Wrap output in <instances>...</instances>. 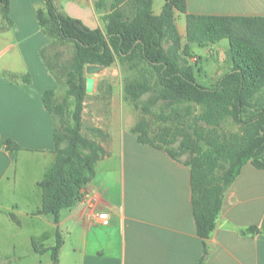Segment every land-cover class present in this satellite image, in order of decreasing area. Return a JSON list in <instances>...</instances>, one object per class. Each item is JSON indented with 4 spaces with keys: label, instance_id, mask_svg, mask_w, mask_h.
<instances>
[{
    "label": "crops",
    "instance_id": "obj_1",
    "mask_svg": "<svg viewBox=\"0 0 264 264\" xmlns=\"http://www.w3.org/2000/svg\"><path fill=\"white\" fill-rule=\"evenodd\" d=\"M162 1L154 0L156 14ZM54 3L86 26L103 29L95 0ZM43 5L44 0H10L13 24L0 30V264H51V253L37 252L34 243L44 249L56 242L57 219L44 211L41 186L56 162L54 119L41 97L59 87L41 57L52 42L37 19ZM187 6L196 14L264 16V0H187ZM219 42L196 44L206 50L204 62ZM192 45L191 52L204 59ZM222 47L228 51L230 45ZM195 70L211 86L224 73L209 65ZM104 133L105 154L95 177L82 198L60 212L59 264H199L206 245L207 264H264V169L250 162L242 167L204 240L197 232L190 167L140 143L124 126Z\"/></svg>",
    "mask_w": 264,
    "mask_h": 264
},
{
    "label": "trees",
    "instance_id": "obj_2",
    "mask_svg": "<svg viewBox=\"0 0 264 264\" xmlns=\"http://www.w3.org/2000/svg\"><path fill=\"white\" fill-rule=\"evenodd\" d=\"M105 1L96 2L97 10L106 6ZM123 1L133 7L132 16L120 6ZM153 5L154 0H114L103 17L107 33L59 10L54 0H44L37 11L39 25L52 39L41 50V57L58 85L61 82L56 55L49 59L46 51L58 41L74 43L72 61L61 72L68 86L66 95L59 99L57 89L49 88L41 97L54 119L56 152L52 173L41 182L43 207L56 216L58 227L53 246L40 249L34 243V248L39 253L50 252L51 264H59L64 243L59 229L60 212L82 198L84 187L95 177L97 161L105 154L100 141L82 133L88 65L110 66L118 58L141 66L143 74L126 81L124 91L126 99L145 112H150V108L142 104L143 96L151 90L175 104L194 103L201 108L197 117H181L180 129H163L154 138L143 120L131 132L140 143L163 149L177 160L188 155L183 163L191 169L193 211L198 235L204 240L215 229L226 191L242 167L250 162L264 169V16L190 13L187 0H165L160 14H156ZM176 12L186 17L187 45L207 46L228 39L227 56L232 66L214 85L201 84L195 67L182 64L177 55L166 49V39L175 44L181 40ZM0 14L6 27L13 24L10 0H0ZM70 97L74 98L73 110ZM228 118L239 125L238 131H218ZM248 231L256 232L257 227ZM208 254L206 245L199 264H207Z\"/></svg>",
    "mask_w": 264,
    "mask_h": 264
},
{
    "label": "rangeland",
    "instance_id": "obj_3",
    "mask_svg": "<svg viewBox=\"0 0 264 264\" xmlns=\"http://www.w3.org/2000/svg\"><path fill=\"white\" fill-rule=\"evenodd\" d=\"M95 1L97 2L99 0ZM105 2L106 6L101 10H98V12L102 14V18L104 17L106 10H109V7L111 3L114 2V0H106ZM162 3V0H156V5ZM120 6L124 9L128 16L133 15V7L128 3V1H123ZM181 16L182 13L176 12V23H180V25L182 18ZM4 25L5 23L0 14V28L4 27ZM181 29L183 30V34L181 35L179 44L173 43L171 39H166L165 47L169 52L177 55L180 58L179 60L182 64H192L196 68L209 65L212 67L214 66L216 71L223 70V72H226L230 69L232 63L227 56V51H225L222 47H229L228 39H223L218 43L220 49L215 48V51H212L214 52V54L211 53V56L208 57L205 61L207 64H205L203 60H205V57L207 56L206 50L196 44H193L192 47L194 51L200 53L204 59H202L198 55H194V52H191L190 45H187V23L186 26L184 23V26H182ZM103 31L104 33H107L105 23ZM46 55L49 59H53L52 56L56 55V71L60 75L59 77L61 82L57 89V94L59 99H62L67 93L68 86L66 84V77L64 75H61V72L64 71V67L70 65L72 61V57L74 55V43L69 41H58L55 45L47 49ZM135 65L136 62H122L117 58L116 61L110 66H104L102 70L96 73L90 74L85 71V77H94L95 84L93 92L86 94L85 109L83 113V135L90 139L100 141L104 131L108 127L111 129L116 126L120 128L124 126L125 130L129 131V129L131 130V127H134L141 120H143L150 131V137L154 138L157 134H160L163 129L169 127L171 129H180L182 125L180 122V118L183 116L185 117V119L187 117L194 118L199 116V114L201 113V108L194 103H192L190 106L188 103L175 104L170 99H164L163 97H161L159 95V92L155 90H151L143 96L142 104H147V106L150 108V112H145L140 108H136L131 101L126 99L124 91L126 81L139 78L141 74H143L142 67H136ZM200 77L201 76H199L198 74L197 79L201 84L205 86H211L209 83H205V80H201L202 78ZM155 80V78L152 79L153 83L155 82ZM156 88L159 90V85H157ZM262 93H264V90ZM70 102V109L73 110V97H70ZM115 112L116 115L114 114ZM102 128H104L105 130ZM94 129H100L101 132L95 131ZM238 130L239 125L234 123L229 118L226 119L218 129V131L224 133L236 132ZM176 145L177 144H174L173 146ZM187 157V154H183L181 156V159L185 161ZM31 264L42 263L35 261Z\"/></svg>",
    "mask_w": 264,
    "mask_h": 264
},
{
    "label": "water",
    "instance_id": "obj_4",
    "mask_svg": "<svg viewBox=\"0 0 264 264\" xmlns=\"http://www.w3.org/2000/svg\"><path fill=\"white\" fill-rule=\"evenodd\" d=\"M103 68H104V66H102V65H89L86 68V71L90 74H93V73H96V72L102 70ZM94 84H95L94 77L88 76L87 80H86V91H87V93L93 92ZM207 242H208V240H207Z\"/></svg>",
    "mask_w": 264,
    "mask_h": 264
},
{
    "label": "built area",
    "instance_id": "obj_5",
    "mask_svg": "<svg viewBox=\"0 0 264 264\" xmlns=\"http://www.w3.org/2000/svg\"><path fill=\"white\" fill-rule=\"evenodd\" d=\"M100 221L101 222H104V221H106V219L105 218H101Z\"/></svg>",
    "mask_w": 264,
    "mask_h": 264
}]
</instances>
